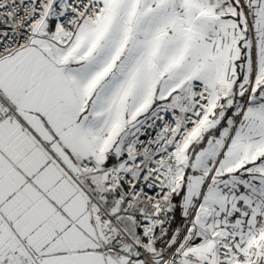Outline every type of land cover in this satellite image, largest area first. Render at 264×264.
Returning a JSON list of instances; mask_svg holds the SVG:
<instances>
[{
    "label": "snow or ice",
    "instance_id": "1",
    "mask_svg": "<svg viewBox=\"0 0 264 264\" xmlns=\"http://www.w3.org/2000/svg\"><path fill=\"white\" fill-rule=\"evenodd\" d=\"M0 264H264V0H0Z\"/></svg>",
    "mask_w": 264,
    "mask_h": 264
}]
</instances>
